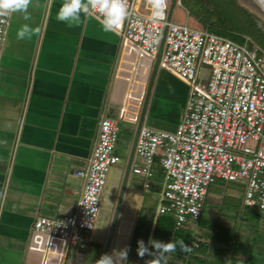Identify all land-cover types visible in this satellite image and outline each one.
<instances>
[{"label": "crops", "instance_id": "1", "mask_svg": "<svg viewBox=\"0 0 264 264\" xmlns=\"http://www.w3.org/2000/svg\"><path fill=\"white\" fill-rule=\"evenodd\" d=\"M61 3L36 0L30 21L9 15L0 44V264H97L152 70L153 58L139 54L120 30L103 31L98 14L82 15L72 28L57 21ZM189 16L193 25L202 26ZM24 23L38 32L21 41L16 33ZM187 88L183 77L158 62L142 122L173 129ZM103 113L118 118L117 160L108 168L95 224L81 253L62 237L34 228L32 219L74 208L82 178L72 168L86 162ZM131 159L141 158L133 152ZM152 171L146 186L141 173L130 166L127 171L106 252L127 248L124 264H143L146 257L137 255V242L148 246L157 214L162 167L156 158ZM242 190L241 179L215 177L199 214L182 222L207 241L211 256L264 251V217L243 202ZM257 224L261 231L247 239L242 226Z\"/></svg>", "mask_w": 264, "mask_h": 264}, {"label": "built area", "instance_id": "2", "mask_svg": "<svg viewBox=\"0 0 264 264\" xmlns=\"http://www.w3.org/2000/svg\"><path fill=\"white\" fill-rule=\"evenodd\" d=\"M129 18L119 29L137 52L153 58L163 34L159 62L183 77L187 92L173 129L139 125L130 167L148 185L155 158L162 167L156 212L172 215L174 226L196 217L207 186L219 176L243 180L242 200L264 209V50L246 41L185 21L156 20L150 4L128 0ZM7 22L0 18V44ZM118 118L103 113L86 162L72 168L82 178L74 208L53 216L39 213L34 228L58 235L84 252L97 217L114 145Z\"/></svg>", "mask_w": 264, "mask_h": 264}, {"label": "trees", "instance_id": "3", "mask_svg": "<svg viewBox=\"0 0 264 264\" xmlns=\"http://www.w3.org/2000/svg\"><path fill=\"white\" fill-rule=\"evenodd\" d=\"M189 14L199 20L207 29L225 34L237 41H253L258 49L260 46L254 31L256 19L238 0H180ZM228 232L227 236L229 237ZM150 238L164 243L183 239L191 247V252L168 254V264H184L176 262L174 258L186 264H264V251L257 253L252 249L242 253H224L211 256L205 239L197 237L184 223L174 226L172 215L167 212L156 214ZM150 247V245L148 244ZM202 252L200 256L198 253ZM152 257H145L143 264H149Z\"/></svg>", "mask_w": 264, "mask_h": 264}, {"label": "clouds", "instance_id": "4", "mask_svg": "<svg viewBox=\"0 0 264 264\" xmlns=\"http://www.w3.org/2000/svg\"><path fill=\"white\" fill-rule=\"evenodd\" d=\"M154 19H161L169 4V0H149ZM36 6V0H0V18H6L12 14H21L24 21L31 20V9ZM98 14L102 30L105 32H117L129 18L128 0H62L56 14V19L67 27L78 26L81 16ZM38 29H33L29 23H24L17 30L18 40H30ZM137 255L143 258L145 255L152 257L149 264H168V254L176 253L179 249L182 253L191 252V247L184 243L183 239L172 240L164 243L152 238L146 246L143 240L137 242ZM128 249L125 248L113 254H104L97 264H124L127 261Z\"/></svg>", "mask_w": 264, "mask_h": 264}, {"label": "water", "instance_id": "5", "mask_svg": "<svg viewBox=\"0 0 264 264\" xmlns=\"http://www.w3.org/2000/svg\"><path fill=\"white\" fill-rule=\"evenodd\" d=\"M176 1L177 0H169L168 8L166 10V19L170 18L172 6L174 5V3ZM238 1L256 19L254 31L256 33V36H257V39L259 41L260 46H262L264 48V0H238ZM165 27H166V23L163 26L161 37H160L159 44H158V48L156 50L155 56L153 57L152 70H151V74H150V78H149V82H148V87L146 89V93H145V96H144V100H143V104H142V108H141L139 117H138V119L136 121V124L134 126V130H133V134H132V138H131V143H130V147H129V151H128V156H127V160H126V163H125V166H124V173H123L122 181H121L119 190H118V192L116 194V198H115L113 209H112L111 216H110V221H109V224H108L107 234H106V237H105V240H104V244H103V248H102L100 257L102 255L106 254L107 248H108V244H109V241H110V238H111V233H112V230H113V226H114V223H115L117 210H118L119 203H120L121 192H122V189H123V185H124V182H125L127 171L129 169V166H130L131 157H132V154L134 152V144H135L138 128H139V125L141 124L142 119H143V110H144L145 103H146V100H147V95H148V92H149V85L151 83L155 67H156V65L159 62V53H160V49H161V44H162V39H163V34H164Z\"/></svg>", "mask_w": 264, "mask_h": 264}, {"label": "rangeland", "instance_id": "6", "mask_svg": "<svg viewBox=\"0 0 264 264\" xmlns=\"http://www.w3.org/2000/svg\"><path fill=\"white\" fill-rule=\"evenodd\" d=\"M141 4H146V3H149V0H139ZM170 17L172 19H175V20H179V21H185V22H188L189 24L192 23L193 25V19L189 16V14L187 12L184 11L183 7L178 3V2H175L174 3V6L172 8V11H171V15ZM229 188L232 189V191L236 192V193H239L238 192V188L236 186H232L229 182ZM103 209V208H102ZM258 215L260 217V219H262L264 217V209L260 210L258 212ZM256 217H254L253 221L254 223L255 222H258L256 221L255 219ZM259 226V227H258ZM262 225L260 224H257V226H253L251 225L250 227L249 226H246V225H243L242 228H243V231H244V234H246V238L249 239L250 238V234H256L258 235L259 234V231H261L260 227ZM91 249H88V254L90 253Z\"/></svg>", "mask_w": 264, "mask_h": 264}]
</instances>
